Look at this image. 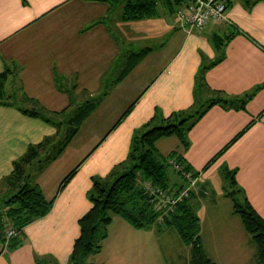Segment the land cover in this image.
I'll return each instance as SVG.
<instances>
[{"label": "crops", "instance_id": "0c3cea01", "mask_svg": "<svg viewBox=\"0 0 264 264\" xmlns=\"http://www.w3.org/2000/svg\"><path fill=\"white\" fill-rule=\"evenodd\" d=\"M227 1L228 21L189 32L175 23L173 6L164 2L159 4L161 13L125 20L123 12L114 16L109 1L0 0V85L3 97L24 103L19 106L4 99L9 104L0 105V181L29 145L57 132L54 123L22 109H36L54 122H63L86 100L98 102L64 151L35 170L34 182L48 199L55 197L53 206L24 228L18 246L3 250L0 245V264H68L80 236L79 220L92 207L87 195L92 178L119 169L135 132L148 124H163L173 112L197 107L200 97L205 101L221 94L246 103L244 108L213 105L189 132L188 148L173 135L157 141L158 152L177 153L194 172L203 171L205 176L195 175L197 183L192 187L193 199L201 203L199 212L206 207V195L216 188L208 176L222 171L225 175V170L236 172L241 192L260 214L264 211V0ZM145 23L152 29L138 33L136 27ZM145 48L148 52L125 73L132 54ZM199 80L204 83L201 95ZM134 102L129 115L115 125ZM92 118L106 127L93 128L87 138L81 132ZM50 174L57 176L51 189ZM217 194L224 196L221 191ZM143 233L145 229L114 215L93 262L122 264V244L142 245ZM186 260L188 264L190 256Z\"/></svg>", "mask_w": 264, "mask_h": 264}, {"label": "trees", "instance_id": "16d2710c", "mask_svg": "<svg viewBox=\"0 0 264 264\" xmlns=\"http://www.w3.org/2000/svg\"><path fill=\"white\" fill-rule=\"evenodd\" d=\"M160 2L162 0H127L123 8V17L125 20H135L153 16L157 13ZM163 2L167 6H173V12L170 13L174 15L176 2L173 0H163ZM148 50L145 48L133 53L131 65L126 68L125 73L132 69L135 61ZM204 82L206 83L205 76ZM3 96L0 85V105L9 104ZM218 103L236 104L237 107L244 108L246 101L220 94L210 99L202 110L191 106L173 112L163 120V124L145 125L144 130H138L133 134L130 151L127 158L118 166L119 169H113L106 177L92 178L93 185L87 194L92 207L79 220L80 236L75 240L68 264H99L89 263L88 258L102 250L103 241L109 234V226L114 215L124 217L138 229L155 226L161 232L174 228L183 243L191 247L188 264H217L203 245L201 220L196 212L193 191L191 190L187 197L173 205L170 210L161 211L156 209L155 201L151 200L153 196H150V190L147 188L150 185L154 188L160 187L179 196L188 187L190 182L186 173L195 176L194 170L185 164L184 159L177 153L167 155L168 158L159 153L156 143L163 137L176 135L184 147L188 148L189 132L206 112ZM97 104L94 98L86 100L68 113L63 122H54L36 109H22L25 114L54 123L57 132L56 135L47 136L39 143L29 145L26 152L14 161L12 172L0 181V245L3 250L10 246L12 249L18 246L22 241L24 228L50 212L55 197L48 199L39 185L34 182L35 170H42L64 151ZM134 104L135 102L123 112L115 125L129 115ZM65 125L69 127L66 128L68 130H65L66 132L63 131ZM172 159L178 161L182 168H175L171 163ZM210 163L208 162L205 167ZM77 169L78 166L64 177L59 190L65 187ZM235 173L231 171L228 175L231 187V192L228 194L234 201L233 210L239 214L245 230L251 234L256 245V259L253 264H264V216L255 209L246 195L243 200L237 198L241 189L237 186ZM8 220L18 230L15 236H7Z\"/></svg>", "mask_w": 264, "mask_h": 264}, {"label": "rangeland", "instance_id": "374dc122", "mask_svg": "<svg viewBox=\"0 0 264 264\" xmlns=\"http://www.w3.org/2000/svg\"><path fill=\"white\" fill-rule=\"evenodd\" d=\"M110 3L114 7V16L117 17L122 14L127 0H113ZM161 9L162 6L159 5L158 11L160 10V13ZM168 16L170 17L171 15ZM145 27H148L149 30L152 29V26L145 23L142 26H137L136 30L138 33H141V31H145ZM160 31L165 33L164 27H162ZM148 34L152 35L153 33L149 31ZM203 70L204 68L202 71ZM203 86V81L199 80L197 83L198 93H200ZM6 87L9 88L8 82ZM3 99L12 101V103L19 106L24 105L23 101H20L15 97H4ZM203 99L204 98L200 97L198 100V110L204 109L210 100L208 99L203 101ZM105 127L106 126L102 124L98 125L96 119L92 118L85 124L81 134L88 138L89 133L93 128H98L99 131H102ZM66 128L69 129L68 125L64 126L63 131H65ZM79 141L80 139H78V142ZM92 141L95 143V140ZM88 143L90 144L92 142L88 141ZM67 164H69V162ZM195 173L196 176H201V178L205 176L202 174L203 171L200 170ZM228 175L229 172L225 170V175L222 171L220 174L217 173L214 176H208L209 181H211L216 188L214 189L213 186L208 187L211 190L214 189V194L206 195V207L202 208L200 212L199 208L201 203H199V199L197 200L194 198L196 201V212L200 213L202 219L201 235L204 239L208 253L217 264H252V261L256 258V245L252 240L251 234L245 230L239 214L232 213L234 201L228 194L231 192L230 179ZM48 178L51 182V189L55 184L57 176L50 174ZM199 184L202 185L200 182ZM189 185L190 183L188 186ZM208 188H204V192H209ZM55 189L56 187L52 191ZM220 191L224 193V196L225 194L228 195L229 198L228 196H226V198L223 195L219 196L217 192ZM244 196V192H241L238 194L237 198L243 200ZM261 215L264 216V211L261 212ZM145 231L146 233H143L141 238L142 245L139 242L134 241L122 244V264H187V260L185 261V258L187 256L189 258L191 247L190 245L183 244L174 228H168L160 232L155 226H152L145 229ZM10 249H12L11 246L6 248V250ZM139 252H141L142 257H140ZM93 258L94 257H92V255L89 256L88 262L94 263Z\"/></svg>", "mask_w": 264, "mask_h": 264}, {"label": "built area", "instance_id": "2783aa9c", "mask_svg": "<svg viewBox=\"0 0 264 264\" xmlns=\"http://www.w3.org/2000/svg\"><path fill=\"white\" fill-rule=\"evenodd\" d=\"M176 5L173 19L176 24L183 26L189 32H200L205 30L211 23L229 20L227 0H173ZM175 168H182L175 159L171 160ZM190 185L179 195L175 196L163 188H154L150 185L151 200L155 201L157 210H170L173 205L184 199L190 194L192 187L197 183V178L192 173H186ZM6 233L8 237L15 236L18 230L8 220L6 222Z\"/></svg>", "mask_w": 264, "mask_h": 264}]
</instances>
